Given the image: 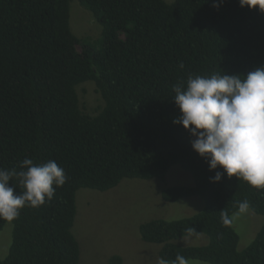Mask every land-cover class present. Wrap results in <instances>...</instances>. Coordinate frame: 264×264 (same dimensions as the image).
I'll return each mask as SVG.
<instances>
[{"label":"trees","instance_id":"trees-1","mask_svg":"<svg viewBox=\"0 0 264 264\" xmlns=\"http://www.w3.org/2000/svg\"><path fill=\"white\" fill-rule=\"evenodd\" d=\"M77 1L100 24L97 38L72 32L70 0H0V168L19 171L25 157L54 160L68 178L51 201L25 206L11 221L0 218V231L13 225L0 264H78L76 192L106 191L124 178L162 180L173 165L192 184L165 187L162 199L197 196L203 207L143 221L140 238L160 245L167 260L179 253L209 264H264V223L243 249L232 223L236 201L247 199L264 215V189L226 173L211 182L223 169L210 171L192 148L194 137L173 123L181 113L172 99L173 85L190 73L247 75L264 66V11L239 0L219 7V0ZM85 84L98 95L90 111L80 102ZM9 183L23 191L15 177ZM194 234L206 243H178Z\"/></svg>","mask_w":264,"mask_h":264},{"label":"clouds","instance_id":"clouds-1","mask_svg":"<svg viewBox=\"0 0 264 264\" xmlns=\"http://www.w3.org/2000/svg\"><path fill=\"white\" fill-rule=\"evenodd\" d=\"M223 0L214 3L219 7ZM241 7H259L264 11V0H239ZM183 68V64H180ZM172 97L180 110L173 120L182 124L194 137L192 148L206 160L209 170L218 167L210 177L219 182L226 173L229 178L243 179L257 189H264V66L247 75L213 73L210 76L189 74L187 80L173 85ZM16 168H0V218H17L25 206L39 207L51 201L56 188L67 181L64 169L54 160L34 163L25 157ZM19 181L23 191L17 193L9 182ZM55 186V187H54ZM236 216L250 209L247 199L236 201ZM235 218V217H233ZM221 220L231 223L227 212ZM191 231V229H190ZM157 264H189L177 254L174 260L159 258Z\"/></svg>","mask_w":264,"mask_h":264},{"label":"rangeland","instance_id":"rangeland-1","mask_svg":"<svg viewBox=\"0 0 264 264\" xmlns=\"http://www.w3.org/2000/svg\"><path fill=\"white\" fill-rule=\"evenodd\" d=\"M69 10V24L74 34L90 39L99 36L100 24L77 0H70ZM80 102L88 111L98 104V95L90 84L80 89ZM191 184L190 174L178 165H173L162 180L124 178L117 186L106 191L80 188L76 192L77 212L72 229L79 244L78 264H109L112 256H118L120 264H157L160 245L143 241L138 226L152 218L172 220L198 212L203 202L197 196L175 202L164 201L161 197V190L165 187ZM236 213L232 214V223L239 237L238 248L243 249L264 223V215L250 209L243 215L236 216ZM12 231L11 222L5 223L0 231V258L8 253ZM206 241L205 235L194 234L182 237L178 243L201 245ZM188 262L209 264L195 259H189Z\"/></svg>","mask_w":264,"mask_h":264}]
</instances>
